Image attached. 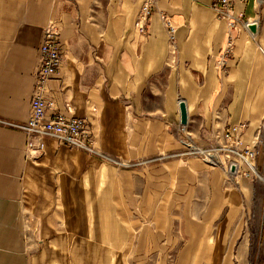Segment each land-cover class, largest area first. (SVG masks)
Returning <instances> with one entry per match:
<instances>
[{"label": "crops", "instance_id": "0c3cea01", "mask_svg": "<svg viewBox=\"0 0 264 264\" xmlns=\"http://www.w3.org/2000/svg\"><path fill=\"white\" fill-rule=\"evenodd\" d=\"M142 2L0 0V119L27 120L43 28L56 24L47 114L87 119L97 152L46 137L44 155L28 160L25 135L0 124V264H230L248 244L255 182L168 155L182 149L180 102L196 144L246 122L243 143H255L264 45L253 49L238 26L220 67L227 25L213 0H157L146 36L135 26ZM262 3L235 0L234 14L258 24Z\"/></svg>", "mask_w": 264, "mask_h": 264}, {"label": "built area", "instance_id": "2783aa9c", "mask_svg": "<svg viewBox=\"0 0 264 264\" xmlns=\"http://www.w3.org/2000/svg\"><path fill=\"white\" fill-rule=\"evenodd\" d=\"M157 0H143L136 18L135 26L138 32L146 36L148 24L154 13ZM235 0H213L212 9L226 21L227 39L224 44L220 59V67H224L227 58L233 50L234 31L240 25L242 14H234ZM160 20L168 34L170 43H174L176 27L172 19L165 13L159 14ZM245 24V28H247ZM60 29L56 24H49L43 29L42 40L38 50L37 65L34 72V92L30 102L29 115L25 123H15L0 120V124L23 133L26 137L25 156L28 160L36 161L44 155L46 137H53L58 144L65 145L70 149L84 151L89 154H97L93 147V136L88 127L87 119L64 116L61 114H47L50 103L46 101L44 93L46 84L58 74L61 66L60 54ZM181 152L169 155V157H187L200 159L210 168L221 167L231 177H242L248 180H255L259 177L256 165V158L259 152V137L252 147L243 146L242 132L246 125L238 123L231 125L221 135L220 145H212L211 149L199 147L189 137L185 125H180ZM264 128V125H263ZM222 152L221 155H217ZM111 163L122 166L114 159L105 157ZM126 166V165H125ZM234 166V172L230 168Z\"/></svg>", "mask_w": 264, "mask_h": 264}, {"label": "rangeland", "instance_id": "374dc122", "mask_svg": "<svg viewBox=\"0 0 264 264\" xmlns=\"http://www.w3.org/2000/svg\"><path fill=\"white\" fill-rule=\"evenodd\" d=\"M259 2H261V3L263 2V3L259 6V15H258L257 19L259 20L258 25H260V27H262V26H264V0L259 1ZM239 23H240L239 27L243 26L244 28H245L244 25L247 24L246 29L248 30L249 22L246 23L241 18ZM49 24H53V23H49ZM257 29H258V26H257ZM236 30L231 31L232 36H233V32H235ZM250 35H252L251 32H250ZM59 39H60V34H59ZM60 43H61V40H60ZM234 44L235 43L233 41V46H234ZM249 45H252L253 49H255V47L260 48L262 45H264V33H262V29L257 30L256 34L252 35V39L249 42ZM260 52H261V50H260ZM262 54H263V58H264V52L263 51H262ZM256 62L258 63V60H256ZM261 62H262V60H261ZM263 65H264V62H263ZM254 105H257L255 100H254ZM260 107H261V111H262V113H261L262 116L259 119V122L256 123V134H255V137H259V142H260L259 143V152H258V155L256 158V165H257V168L259 171V177L256 178L255 180H253V182H255L253 198L251 201H249L247 203V208H246L247 209V216H249V220L247 223V229H246V232L248 233V235L242 234V235H244V237H247L246 240H247L248 244L247 245L244 244L245 239L243 237L239 240V245H237L236 247L233 248V250L231 249V251H230V252H233L236 254V257H235L236 259L233 262H230V264H264V128H263V125H264V101L262 102V105ZM47 112H48V110H47ZM0 120L10 121V120H6V119H0ZM10 122H14V121H10ZM25 122H22V123H25ZM15 123H19V122H15ZM247 123L248 122L244 123L246 125V129L248 127ZM88 127L90 129V125H88ZM180 127L181 126H179V129H180ZM246 129H245V131H246ZM245 131L242 132V134H241L242 136H243V133ZM180 135H181V133H180ZM188 135L194 141L193 137L189 133H188ZM180 138L182 139V135ZM241 139H242V137H241ZM242 142H243V140H242ZM255 142H256V140H255ZM214 143H215L214 145L217 146V145H220L221 142L217 140ZM198 146L203 148V149H211L210 146H212V145H208L207 147H202L200 145H198ZM243 146H246V145H244V143H243ZM252 146H246V147H252ZM222 154H223L222 152H219L217 155H221V157L223 158ZM258 162H261L260 164H262V167L261 166L259 167ZM218 168L221 169L225 173L223 168H221V167H218ZM245 215H246V211L243 213V215H241L242 223H244ZM199 264H202V263H199ZM203 264H224V262H204Z\"/></svg>", "mask_w": 264, "mask_h": 264}, {"label": "water", "instance_id": "95a60500", "mask_svg": "<svg viewBox=\"0 0 264 264\" xmlns=\"http://www.w3.org/2000/svg\"><path fill=\"white\" fill-rule=\"evenodd\" d=\"M262 1V0H259ZM248 30L251 32L252 35L256 34L257 31V25L256 23H252V24H248ZM179 110H180V124L181 125H186L187 122V117H186V108L183 102L179 103ZM235 167L232 166L230 168V172L233 173L234 172Z\"/></svg>", "mask_w": 264, "mask_h": 264}, {"label": "bare ground", "instance_id": "6f19581e", "mask_svg": "<svg viewBox=\"0 0 264 264\" xmlns=\"http://www.w3.org/2000/svg\"><path fill=\"white\" fill-rule=\"evenodd\" d=\"M253 23H256V22H253ZM249 24H252V23H249ZM256 25L258 26V24L256 23Z\"/></svg>", "mask_w": 264, "mask_h": 264}]
</instances>
